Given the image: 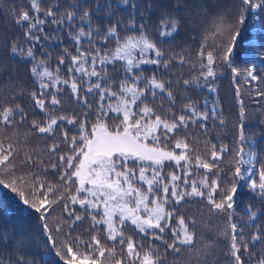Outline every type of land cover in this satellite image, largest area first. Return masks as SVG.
<instances>
[{
    "label": "snow or ice",
    "instance_id": "6c2138e0",
    "mask_svg": "<svg viewBox=\"0 0 264 264\" xmlns=\"http://www.w3.org/2000/svg\"><path fill=\"white\" fill-rule=\"evenodd\" d=\"M30 3L35 16L30 17L27 11H21L17 20L21 26H25L26 23L25 37L29 46L14 44L11 52L24 53L27 58L35 60L34 46L31 42L40 43L41 36L36 35V32H42L41 25L48 21L39 15L43 9L38 0H30ZM120 5L124 9H131L127 20L120 18L118 9ZM245 6L261 9L264 8V0H260L259 3H256V0H240L231 23L226 16H221L220 30L228 33L229 40L220 47L215 57L212 52L207 53L206 58L201 60L203 71L191 81L184 80L185 85L199 86L201 78L205 81L210 78L214 80L216 72L213 65L218 61L226 64L234 74H240L232 62V52L236 37L240 34L239 26L244 23ZM102 10L103 16L100 15ZM139 11L140 5L134 0H107L103 5L97 4L94 9L84 8L78 18L82 23L87 24L88 30L86 32L84 27H80L73 37L76 54L73 55L65 50L69 63L65 64V59L61 57L55 72L45 67L43 61L38 62L42 71L38 72L35 64L31 68L32 74L39 78L40 89H55L48 94L52 105L61 103L56 92L64 91L62 86H67L74 98L88 108L92 105L88 96L81 90L95 97L96 110L92 113L95 123L91 124L90 132L86 128L89 117L85 114V119L78 125L79 145H77V137L73 136L71 138L73 154L59 157L64 165L60 180L69 187L59 191L50 183L41 182L34 174L31 178L18 174L12 143L6 148L0 144V187L15 194L24 205L40 214L39 218L45 221L44 228L49 243L53 248L59 249L58 254L61 255L64 264H97V259L93 257H104L106 252L101 240L95 234L91 235L87 242L79 237H73L76 223L84 217L76 214V209L70 205H79L91 216L93 229L99 225L105 226L104 233L107 239L114 245L122 246V253L128 257L127 264H137V261L138 264H156L151 258L155 250L151 240H159L173 250H177L178 243H192L193 234L183 217H177L178 227L170 228L174 215L172 205L179 204L189 197H206L216 211L223 212L228 217V230L224 235L228 240L231 262L246 264L244 253L251 254V244L264 243L262 240L264 232L257 228L255 234L245 238L243 229L238 231L237 224L231 222L233 215L231 210L235 207V198L241 182H248L249 187L264 198V167L258 172L259 180L252 179L256 153L254 148L246 147L248 139L244 134L243 123L238 125V148L234 152L237 159L230 168L231 176L222 188L216 161L221 160L222 155L229 151L228 147L221 145L217 150V146L213 144L210 161L200 156H195L193 161V156L189 155L188 151L190 146L185 140L170 135L187 128L189 123L207 121L209 114L199 111L192 103L185 104L184 113L179 115L169 111L162 116L156 110L159 106H149L150 102L154 104L158 93H166L169 98L172 97V93L166 87L169 81L160 79L154 71L150 76H146L142 66L150 65L167 69L171 61L150 38L148 23L138 22ZM46 15L53 17L51 24L60 26L65 23V19L71 24L77 17V13L72 11L59 15L51 7ZM94 16L98 21L96 24L93 23ZM178 23V19L172 17L170 13H163L159 20V37L172 36L178 31ZM81 38L88 42L86 49L81 47ZM44 39L48 37L45 36ZM200 56L204 57L203 51ZM117 61L125 63L117 65L121 68L119 74L122 79L118 81L116 90H113L108 66L116 65ZM180 62L184 63V60L181 58ZM60 65L66 68L68 74L66 78L60 74ZM137 69L140 71H136ZM44 77L51 83H45ZM93 77L95 80L92 79ZM247 79L256 81L258 76L248 71ZM207 86L210 91H215L213 84ZM32 97L36 106L44 111L45 91H41L39 96L33 92ZM204 104H208L207 100ZM210 107L214 114L215 105ZM16 112L20 113L21 119L25 118L23 109L16 105L15 109L5 107L0 111V122L14 123ZM110 112L114 113V118L118 120V123L111 126L108 123V120L113 119L109 117ZM160 112H163L162 108ZM240 115L243 118V108ZM59 119L66 120L68 124H76L75 117H59ZM220 122L223 123L222 120ZM56 125L55 117H50L44 125L33 121V126L39 133H52ZM63 136L65 140L68 139L66 132ZM149 140L152 144L147 143ZM173 141L175 149L183 150L179 155L174 150H166L167 145ZM57 147L53 145L51 151L55 152ZM28 160H31V157ZM28 160L25 161L26 164ZM165 162H174L177 171L165 172ZM32 163L34 166L36 162ZM245 165L247 167H243ZM193 166L197 170H205L203 178L199 181L189 179L193 173ZM52 167L56 168L57 165L53 164ZM214 168L218 169L215 173L212 172ZM180 169H183V179ZM209 173L215 177L211 181L208 179ZM65 192L71 194L65 196ZM217 196L219 200L216 199ZM56 204L63 205L70 219L63 223L57 220L54 228H49L48 215ZM249 216L255 219L256 213L250 210ZM126 224L134 226V230L143 234L145 238H150V249L144 250L142 256L138 249H143L144 246L133 240L132 236L125 235ZM166 230H169L173 237L171 243L164 235ZM60 236H63L64 240H60ZM107 251L112 255L115 248ZM158 259L157 255V261ZM116 264H121V261L117 260ZM256 264H264V256L258 258Z\"/></svg>",
    "mask_w": 264,
    "mask_h": 264
},
{
    "label": "trees",
    "instance_id": "16d2710c",
    "mask_svg": "<svg viewBox=\"0 0 264 264\" xmlns=\"http://www.w3.org/2000/svg\"><path fill=\"white\" fill-rule=\"evenodd\" d=\"M106 2L107 0H38L43 9L39 15L48 23L41 25L42 32H36V35L41 36L40 43L31 42L34 46L35 60H33L27 58L24 53L11 52L14 44L29 46L25 37L26 23L25 26H21L17 20L21 11H27L30 17L35 16L30 0H0V111L5 107L15 109V106L19 105L25 113V118L21 119L20 113L16 112L14 123L0 122V144H3L5 148L9 143L13 144L14 163L19 169L18 174L25 175L27 178H31L34 174L40 178L41 182L50 183L59 191L69 187L60 180L64 165L59 157L73 154L71 144L73 136L77 137V145H79L78 125L85 119V114L89 117L86 128L90 132L91 124L95 123V117L92 115L96 110L95 97L81 90L88 96L89 103L92 105L88 108L74 98L67 86H62L64 91L56 92L61 103L52 105L48 94L55 89H40L39 78L32 74L31 68L35 64L38 72L42 71L38 62L43 61L45 67L55 72L61 57L65 59V64H68L65 50L73 55L76 54L73 37L80 27H84L86 32L88 30L87 24L82 23L78 17L82 15L84 8L94 9L97 4L103 5ZM134 2L140 5V11L137 14L138 22L148 23L150 38L171 61L167 69L150 65L142 66L146 76H150L154 71L160 79L169 81L166 87L172 93L171 98L166 93H158L154 104L150 102L149 106H159L156 110L162 116L169 111L177 115L183 114L187 103H192L199 111L208 112L207 121L189 123L187 128L170 135L185 140L190 146L188 151L189 155L193 156V161L195 156L210 161L213 144L217 146V150L221 145L228 147L229 151L222 155L221 160L216 161L219 166L221 188L231 176L230 168L237 159L234 152L238 148V125L243 123L244 134L248 139L246 147L254 148L256 153L252 179L258 181V172L264 167V95H258V93H264V8L254 9L245 6L244 23L239 26L240 34L236 37L232 52V62L240 74H234L226 64L218 61L213 65L216 72L215 79L210 78L205 81L201 78L197 86L185 85L183 81H191L199 76L203 71L201 60L206 58L208 52H212L215 57L220 47L229 40L228 33L220 30V18L226 16L231 23L240 0H225L221 6L213 5L210 0H134ZM259 2L260 0H256V3ZM50 7L59 15L72 11L77 13V17L71 24L65 19L62 26L53 25L50 23L53 17L46 15ZM118 9L120 18L127 20L131 9H124L122 5L118 6ZM163 13H170L179 21L178 31L169 37H159V20ZM103 14L102 10L100 15L103 16ZM93 23H98L95 16ZM45 36L48 39H44ZM81 47L84 49L88 47V42L84 38H81ZM112 48L114 50V45ZM202 51L204 57L200 56ZM181 58L184 63L180 62ZM124 63V61H117L116 65L108 66L113 90H116L118 81L122 79L119 74L121 68L117 65ZM248 71L254 72L258 80L247 79ZM60 74L65 78L68 75L64 65H60ZM43 79L45 83H51L46 77ZM92 79L95 80L94 77ZM208 84H213L215 91H210ZM41 91H45L44 111L36 106L32 97L33 92L39 96ZM205 100L208 102L207 105L204 104ZM212 105H215L216 109L214 114L210 107ZM241 108L244 111L243 118L240 115ZM50 117L57 118V125L54 126L53 132L39 133L33 126V121L44 125ZM59 117H75L76 124H68L66 120H61ZM109 117H113L108 120L110 126L118 123L114 113L110 112ZM221 120L223 123L220 122ZM65 132L68 134L67 140L63 136ZM147 143L152 144V141L149 140ZM53 145L58 146L55 152L51 151ZM167 150H174L178 155L183 151L174 148V141L167 145ZM29 157L31 160H28ZM26 160H28L27 164ZM33 161L36 162L34 166ZM183 163L182 161L181 164ZM53 164L57 167L53 168ZM174 171H177L174 162H165V172ZM217 171L218 169L215 168L212 170L213 173ZM204 172V169L197 170L193 166V173L189 179L199 181L203 178ZM180 174L183 179V169H180ZM214 178L212 173H209V181ZM64 194L67 196L71 193ZM216 199L219 200V196ZM70 207L76 209V214L84 217L76 223L73 237H79L87 242L91 235L95 234L106 249L104 257H93L97 259V264H116L117 260H120L121 264H127L128 257L122 253V246L114 245L107 239L104 233L105 226L99 225L93 229L91 216L84 209H81L79 205H70ZM172 209L174 215L170 228L178 227L177 217H183L189 231L193 234V240L191 244L178 243L177 250L166 247L159 240H151V244L155 245L151 258L156 264H232L228 254V240L224 235L228 230L229 221L223 212L216 211L206 197L186 198L181 203L172 205ZM250 210L256 213L255 219L250 218ZM231 211L233 213L231 222L237 224L238 231L243 229L245 238L255 234L257 228L264 232V198L253 191L248 182H241L235 198V207ZM39 215L35 210L24 205L15 194L0 187V264H64L61 255L58 254L59 249L53 248L49 243L44 228L45 221L41 220ZM68 219L70 218L67 217L63 205L56 204L48 215L47 223L49 228H54L57 220L63 223ZM65 230L67 231L66 227ZM125 235H130L133 240L143 244L144 248L138 249L141 256L144 250L150 249V238L137 233L134 226L126 224ZM164 235L171 243L173 239L171 232L166 230ZM59 238L64 240L63 236ZM113 247L115 252L109 255L107 249ZM250 253H244L243 258L246 264H256L257 259L264 256V243L251 244Z\"/></svg>",
    "mask_w": 264,
    "mask_h": 264
},
{
    "label": "rangeland",
    "instance_id": "374dc122",
    "mask_svg": "<svg viewBox=\"0 0 264 264\" xmlns=\"http://www.w3.org/2000/svg\"><path fill=\"white\" fill-rule=\"evenodd\" d=\"M211 3H213V5H219L221 6L222 4H224L225 0H210ZM227 7V6H226ZM229 10V9H228Z\"/></svg>",
    "mask_w": 264,
    "mask_h": 264
}]
</instances>
